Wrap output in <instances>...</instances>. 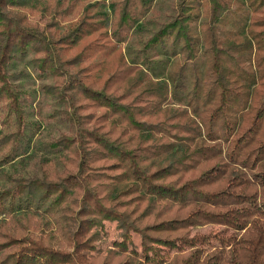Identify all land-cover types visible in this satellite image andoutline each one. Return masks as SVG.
Segmentation results:
<instances>
[{"label": "trees", "instance_id": "trees-1", "mask_svg": "<svg viewBox=\"0 0 264 264\" xmlns=\"http://www.w3.org/2000/svg\"><path fill=\"white\" fill-rule=\"evenodd\" d=\"M78 1L0 0V125H15L0 128V147L23 135L26 123L24 90L9 70L17 56L31 52L36 74L56 79L43 88L68 124L49 142L55 158L41 157L49 168L12 176L0 188V215L10 218L0 223V264H104L88 252L105 220L121 229L115 243L122 250L138 233L140 252L129 251L152 264H163L168 249L208 245L217 253L203 264H264V0H205L203 37L196 30L203 0H177L138 50L140 60L125 63L121 55L122 65L109 70L105 56L152 0L112 2L120 6L110 30L103 18L88 21L93 3L85 2L84 18L59 32L60 18ZM33 14L49 21L40 26ZM242 29V38L231 37ZM201 44L210 56L206 80ZM94 53L101 58L79 66ZM180 53L184 62L166 72L169 57ZM206 223L221 228L189 230Z\"/></svg>", "mask_w": 264, "mask_h": 264}, {"label": "rangeland", "instance_id": "rangeland-1", "mask_svg": "<svg viewBox=\"0 0 264 264\" xmlns=\"http://www.w3.org/2000/svg\"><path fill=\"white\" fill-rule=\"evenodd\" d=\"M120 0H79L78 4H74L72 11L68 13L67 17L60 18V29L66 26L68 23L74 22L83 16L82 5L85 2H91L92 5L86 10L88 21L97 20V18H103L109 22V30L117 21V7L120 5H113ZM95 2V3H94ZM113 2V3H112ZM177 0H152L150 7L145 14L138 19V23L129 29V32L125 35L124 40L120 42L119 48L109 55H106L107 60L106 68L109 70L113 64L122 65L120 63L119 56L123 55L124 62L129 63L132 58H140L139 49L143 46L144 42L151 36L163 22H166L171 17ZM201 6V14L196 22V30L200 37H203V29H205L206 20L208 18V3L203 0ZM236 4V2H234ZM246 8V6H245ZM83 13V14H82ZM84 18V17H82ZM81 18V19H82ZM37 20L40 26H43L49 21V17L42 18L39 14H33V21ZM77 22V21H76ZM227 28H231L228 25ZM244 28V27H243ZM101 28L96 30L89 36H84L74 50L67 52V56L72 55L78 51L89 40L91 36L97 35L104 30ZM238 31L236 34L231 35L236 38H242L244 32ZM200 55L198 58L199 71L204 80L210 77L209 63L210 56L205 47L201 44ZM120 51L122 54H120ZM122 57V56H121ZM161 55L156 56L160 58ZM101 57L97 53L92 54L88 59H84L79 66H83L87 62L95 61ZM32 53L29 52L25 56H17L10 64V72L14 74L13 79L24 90L22 96L24 114L26 123L24 125L23 135H15V139H7L0 147V188H4L12 183L11 177L13 176H30L41 175L43 168H49V164L46 165L42 160V156L49 158H55L56 151L51 149L49 142L55 137L59 136L63 132H68V124L57 113V109L61 108L58 102L52 97V95L45 92L44 85L54 84L56 79L53 77H39L36 74V70L32 64ZM140 60V59H139ZM137 60V61H139ZM166 64V72H174L178 69L179 65L184 62L185 57L183 53L169 57ZM186 74L188 77L189 88L193 83V77L190 74V62L186 61ZM77 66L70 67V70H75ZM160 68V67H159ZM126 88V82L123 83L121 92ZM3 106L0 102V120L4 113L2 111ZM87 109V108H86ZM89 109V108H88ZM94 112L100 114L103 112L104 107H94ZM148 122L155 121V116L144 117ZM3 133L11 132L14 130V123L7 122L4 125H0ZM52 162L56 160L52 159ZM56 170L60 171L62 167H56ZM50 170V169H48ZM145 206V205H143ZM33 216L31 219L33 220ZM8 215H0V223L5 220L9 221ZM151 219V216H150ZM35 220H39L35 217ZM221 225L214 223H206L200 226H193L190 230L191 233H207L210 230L220 229ZM122 231L116 225L115 221H104L103 228L99 231L94 244H96L95 251H89L88 255L92 262H104V264H120L127 260L128 264H152L145 262L141 255H135L129 250L133 246L138 252H140V235L135 232H131L132 244H128V250H122L115 243L121 240ZM217 248L208 245L206 247H189L183 250L168 249L166 251V260L163 264H182L183 260L189 258L188 264H203L207 259H211L216 256Z\"/></svg>", "mask_w": 264, "mask_h": 264}]
</instances>
